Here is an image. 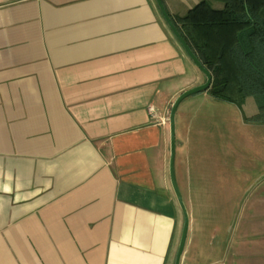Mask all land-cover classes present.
<instances>
[{"label":"crops","instance_id":"obj_1","mask_svg":"<svg viewBox=\"0 0 264 264\" xmlns=\"http://www.w3.org/2000/svg\"><path fill=\"white\" fill-rule=\"evenodd\" d=\"M199 1L162 0L173 23ZM204 81L155 0H0V264H174L183 214L168 117ZM211 99L191 94L175 113L186 251L192 242L180 264L213 251L192 230L208 191ZM231 104L264 126L255 97ZM248 139L264 158V137ZM256 188L218 264H264V181Z\"/></svg>","mask_w":264,"mask_h":264},{"label":"rangeland","instance_id":"obj_2","mask_svg":"<svg viewBox=\"0 0 264 264\" xmlns=\"http://www.w3.org/2000/svg\"><path fill=\"white\" fill-rule=\"evenodd\" d=\"M249 96L254 97L253 95L247 97ZM185 102L183 101L181 106H184ZM206 105L210 106V115L213 113L207 122L210 141L208 191L206 198L204 197L200 205L194 209L192 230L196 234L194 246L199 249L213 248V251L207 259L196 255L190 260L193 264L219 263L217 250L229 240L233 241L240 222L248 218L250 202L259 199L257 196H260L261 192L257 190V185L264 181V158L260 155H256L257 159L251 156L250 148L253 144L248 139L263 138L264 126L251 125L253 119L244 115L243 120L238 110L235 112L231 110V103L213 98ZM235 145L240 148L234 150ZM251 152L255 155L254 147ZM256 176L259 181L257 184L254 181ZM236 200L239 203L237 208L234 206ZM209 237L211 238L208 239ZM209 242L213 244L209 245ZM188 247L187 251L184 248L182 255V261L185 263L192 242ZM238 257H241L240 254Z\"/></svg>","mask_w":264,"mask_h":264},{"label":"trees","instance_id":"obj_3","mask_svg":"<svg viewBox=\"0 0 264 264\" xmlns=\"http://www.w3.org/2000/svg\"><path fill=\"white\" fill-rule=\"evenodd\" d=\"M218 2L221 7H214ZM264 0H200L174 24L212 80L204 90L239 108L248 95L264 122Z\"/></svg>","mask_w":264,"mask_h":264},{"label":"water","instance_id":"obj_4","mask_svg":"<svg viewBox=\"0 0 264 264\" xmlns=\"http://www.w3.org/2000/svg\"><path fill=\"white\" fill-rule=\"evenodd\" d=\"M156 4L165 20L169 28L171 29L172 33L174 36L177 38L189 58L192 60V62L197 66V68L204 74L205 76V81L202 84L193 86L191 88H188L181 92L172 102L170 111H169V117H168V122H169V132H170V159H169V177L171 181V185L174 191V194L176 196L177 202L181 208L182 214H183V225L181 229V234L177 246V251L174 259V264H180L182 255L184 252L186 240H187V235H188V230H189V214L187 211V208L185 206V203L183 201L181 192L179 190V187L176 182L175 178V172H174V157H175V113L178 104L187 96L201 92L206 90L211 83L212 76L209 70H207L200 60L197 58L195 53L192 51V49L189 47L185 39L182 37L178 29L176 28L175 24L173 23L171 17L169 16L168 12L166 11L164 4L162 0H155Z\"/></svg>","mask_w":264,"mask_h":264},{"label":"built area","instance_id":"obj_5","mask_svg":"<svg viewBox=\"0 0 264 264\" xmlns=\"http://www.w3.org/2000/svg\"><path fill=\"white\" fill-rule=\"evenodd\" d=\"M154 116V115H153Z\"/></svg>","mask_w":264,"mask_h":264}]
</instances>
